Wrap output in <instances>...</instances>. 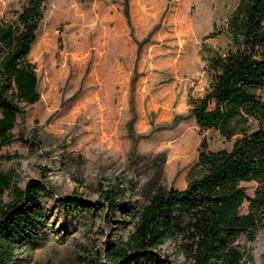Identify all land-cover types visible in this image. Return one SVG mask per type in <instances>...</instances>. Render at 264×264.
Returning a JSON list of instances; mask_svg holds the SVG:
<instances>
[{"label": "rangeland", "instance_id": "1", "mask_svg": "<svg viewBox=\"0 0 264 264\" xmlns=\"http://www.w3.org/2000/svg\"><path fill=\"white\" fill-rule=\"evenodd\" d=\"M25 0H0V22ZM238 0H47L27 59L34 65L38 100L24 107L0 147V171L11 169L17 185L41 179L46 216L36 231L40 245L17 246L23 264H86L119 234L100 211L66 216L57 197L99 202L96 190L115 178L135 184V197L154 181L181 189L197 176V147L228 149L213 129H198L188 114V97L208 87L206 63L227 43L226 21ZM124 7L127 19L123 14ZM264 102V87L258 90ZM174 115L182 116L173 127ZM136 137L130 156L127 124ZM139 136V137H137ZM163 153L162 162L153 155ZM155 160V163H151ZM148 183V184H149ZM247 196L256 183L242 181ZM243 202L239 213L246 211ZM109 220V218H108ZM238 250L241 264H264V230ZM170 264L182 262L171 243L159 247ZM13 264V263H11Z\"/></svg>", "mask_w": 264, "mask_h": 264}, {"label": "trees", "instance_id": "2", "mask_svg": "<svg viewBox=\"0 0 264 264\" xmlns=\"http://www.w3.org/2000/svg\"><path fill=\"white\" fill-rule=\"evenodd\" d=\"M47 0H25L9 20L0 22V147L13 140L12 128L24 107L38 100L34 65L27 59ZM123 14L127 19L126 7ZM228 43L211 55L205 66L208 87L188 97V114L198 129H213L228 149L207 150L204 139L197 147V176L181 189L147 182L135 197V184L115 178L96 190L99 202L88 203L77 195L57 197L62 214L86 217L117 214L115 230L123 233L107 242L86 264H170L159 247L171 243L182 256L179 264H241L245 259L235 241L248 240L264 230V0H238L226 21ZM174 115L165 127L181 118ZM130 156L136 137L127 124ZM139 137V136H137ZM162 162L163 153L152 156ZM148 158V157H147ZM151 160V163L156 161ZM242 181L256 187L247 196ZM149 183V184H148ZM48 192L42 178L17 185L15 173L0 171V264H23L14 259L17 246L40 245L37 227L46 212L41 198ZM243 202L246 211L239 213ZM109 218V220H108Z\"/></svg>", "mask_w": 264, "mask_h": 264}]
</instances>
